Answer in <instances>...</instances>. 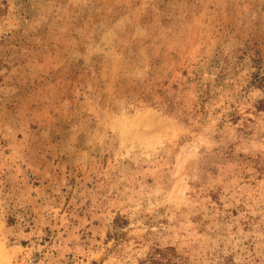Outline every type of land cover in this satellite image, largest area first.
<instances>
[{
	"label": "rangeland",
	"instance_id": "obj_1",
	"mask_svg": "<svg viewBox=\"0 0 264 264\" xmlns=\"http://www.w3.org/2000/svg\"><path fill=\"white\" fill-rule=\"evenodd\" d=\"M263 75L264 0H0V264H264Z\"/></svg>",
	"mask_w": 264,
	"mask_h": 264
},
{
	"label": "trees",
	"instance_id": "obj_2",
	"mask_svg": "<svg viewBox=\"0 0 264 264\" xmlns=\"http://www.w3.org/2000/svg\"><path fill=\"white\" fill-rule=\"evenodd\" d=\"M253 83L255 84L256 87H259L264 91V75L263 76H257L254 79ZM257 102H258V105H257L258 109L264 110V96L261 97L260 99H258ZM158 250L163 251L162 249H158ZM150 263L151 264H164V263L159 262L157 259H155L153 257L150 259Z\"/></svg>",
	"mask_w": 264,
	"mask_h": 264
}]
</instances>
